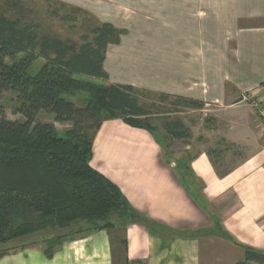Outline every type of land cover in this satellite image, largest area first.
I'll return each instance as SVG.
<instances>
[{"label": "crops", "instance_id": "obj_1", "mask_svg": "<svg viewBox=\"0 0 264 264\" xmlns=\"http://www.w3.org/2000/svg\"><path fill=\"white\" fill-rule=\"evenodd\" d=\"M66 1L122 32L106 85L197 103L203 117L176 113L165 145L151 125L104 121L91 166L140 221L115 216L116 228L58 235L52 257L42 242L0 264H240L264 252V122L242 100L264 106V0Z\"/></svg>", "mask_w": 264, "mask_h": 264}, {"label": "trees", "instance_id": "obj_2", "mask_svg": "<svg viewBox=\"0 0 264 264\" xmlns=\"http://www.w3.org/2000/svg\"><path fill=\"white\" fill-rule=\"evenodd\" d=\"M91 34L93 41L84 36L82 44L64 41L0 9V93L17 95V112L24 118L0 120V244L78 223L107 229L115 216L140 221L121 190L91 160L104 121L121 119L149 130L150 114L140 105L138 90L87 80H109L106 50L119 42L122 32L104 23ZM79 94H87L83 105L72 99ZM41 112L70 124L65 136L53 122H37ZM61 239L44 241L47 257ZM240 264H264V252L247 249Z\"/></svg>", "mask_w": 264, "mask_h": 264}, {"label": "rangeland", "instance_id": "obj_3", "mask_svg": "<svg viewBox=\"0 0 264 264\" xmlns=\"http://www.w3.org/2000/svg\"><path fill=\"white\" fill-rule=\"evenodd\" d=\"M0 9L10 18L19 19L22 23L36 25L41 34L58 37L64 41L69 40L77 44L84 42V36H88L90 41H93L94 36L91 34V31L100 23L95 16L79 9L75 4L67 2L66 0H0ZM87 80L106 85L105 82L96 78H87ZM136 96L138 97L139 103L149 110V124L156 129L157 139L164 145L168 144V139H165L159 132H163L166 124L172 123L174 120H178V118H183L184 115L179 117L176 113L183 112L186 114L190 112L189 116L192 117L194 122L200 121L203 117V113L200 112L203 108L199 109L194 105L188 107L176 99H161L159 96L140 91L137 92ZM72 99L77 105H83L87 99V94H79ZM17 107L18 102L15 93L11 91L0 93V120L2 117H6L13 121H23L24 118L17 112ZM37 122H53L61 136H65V131L71 127L70 124L55 122L54 117L45 112H41L38 115ZM157 128L160 131H157ZM174 147L175 149L179 148L180 151L183 149L181 145H175ZM166 153L170 156V149H166ZM101 225L103 223L97 222V226ZM79 228L89 230L92 229V226L81 223L69 229H55L9 241L0 244V253L3 252L6 255V253L11 252V248L21 249L28 245L42 243L48 239L56 238L61 234L77 232ZM112 228H116V226ZM51 248L54 250L56 245L51 246Z\"/></svg>", "mask_w": 264, "mask_h": 264}, {"label": "built area", "instance_id": "obj_4", "mask_svg": "<svg viewBox=\"0 0 264 264\" xmlns=\"http://www.w3.org/2000/svg\"><path fill=\"white\" fill-rule=\"evenodd\" d=\"M242 100L245 103L250 104L251 107L256 111L258 116L264 122V106H263L262 100H256V99L252 100L250 97H246V96L245 97L243 96Z\"/></svg>", "mask_w": 264, "mask_h": 264}]
</instances>
